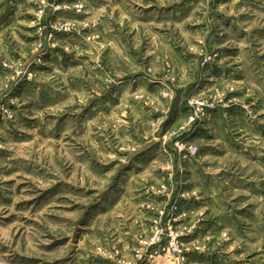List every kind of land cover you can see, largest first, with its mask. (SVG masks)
Returning <instances> with one entry per match:
<instances>
[{
	"label": "rangeland",
	"instance_id": "rangeland-1",
	"mask_svg": "<svg viewBox=\"0 0 264 264\" xmlns=\"http://www.w3.org/2000/svg\"><path fill=\"white\" fill-rule=\"evenodd\" d=\"M0 264H264V0H0Z\"/></svg>",
	"mask_w": 264,
	"mask_h": 264
}]
</instances>
